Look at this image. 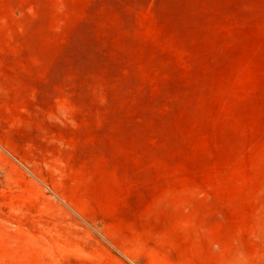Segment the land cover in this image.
I'll list each match as a JSON object with an SVG mask.
<instances>
[{
  "label": "rangeland",
  "instance_id": "rangeland-1",
  "mask_svg": "<svg viewBox=\"0 0 264 264\" xmlns=\"http://www.w3.org/2000/svg\"><path fill=\"white\" fill-rule=\"evenodd\" d=\"M0 264H264V0H0Z\"/></svg>",
  "mask_w": 264,
  "mask_h": 264
}]
</instances>
